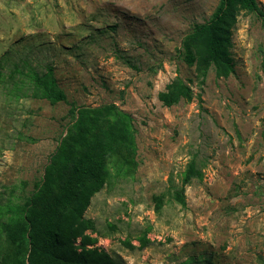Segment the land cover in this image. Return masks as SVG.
I'll list each match as a JSON object with an SVG mask.
<instances>
[{"label":"rangeland","instance_id":"1","mask_svg":"<svg viewBox=\"0 0 264 264\" xmlns=\"http://www.w3.org/2000/svg\"><path fill=\"white\" fill-rule=\"evenodd\" d=\"M218 1L0 0V221L40 182L70 109L114 103L130 117L136 168L108 164L85 211L97 245L121 264H264V0L238 16L227 76L211 65L198 77L179 52ZM48 71L64 100L36 89ZM176 76L193 96L165 106L157 94ZM190 161L201 178L181 205L170 193ZM145 231V248L122 244Z\"/></svg>","mask_w":264,"mask_h":264},{"label":"trees","instance_id":"2","mask_svg":"<svg viewBox=\"0 0 264 264\" xmlns=\"http://www.w3.org/2000/svg\"><path fill=\"white\" fill-rule=\"evenodd\" d=\"M242 11L260 13L257 0H219L210 17L195 23L184 37L179 52L187 65L195 66L196 76L204 77L211 65L218 76L233 70L231 37ZM49 75L50 71L37 79L36 89L51 102L64 100V94L52 87ZM192 96L191 87L178 76L157 94L165 106L180 99L189 101ZM74 112L71 108L73 124L50 155L40 182L22 202L8 205L9 215L0 221V264H121L119 258L97 245L101 235L85 211L94 194L108 183V164L113 158L120 160L126 174L136 168L130 117L114 103L82 107L77 117ZM193 178H201V173L190 161L180 188L170 193L173 201L185 204L184 186ZM154 202L159 212L162 195H155ZM146 232L139 236L138 245L129 240L122 244L143 249L150 243Z\"/></svg>","mask_w":264,"mask_h":264}]
</instances>
